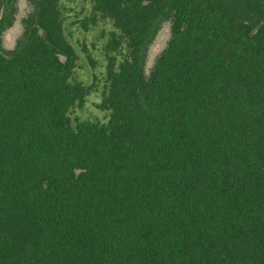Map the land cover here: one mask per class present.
Returning <instances> with one entry per match:
<instances>
[{
	"label": "trees",
	"instance_id": "1",
	"mask_svg": "<svg viewBox=\"0 0 264 264\" xmlns=\"http://www.w3.org/2000/svg\"><path fill=\"white\" fill-rule=\"evenodd\" d=\"M16 1L0 0V264H264V0H91L127 53L108 55L107 122L76 127L90 87L70 82L58 0H26L6 49Z\"/></svg>",
	"mask_w": 264,
	"mask_h": 264
},
{
	"label": "rangeland",
	"instance_id": "2",
	"mask_svg": "<svg viewBox=\"0 0 264 264\" xmlns=\"http://www.w3.org/2000/svg\"><path fill=\"white\" fill-rule=\"evenodd\" d=\"M17 12L12 25L1 36L3 48L12 49L22 33L21 19L29 12L26 0L16 1ZM62 17L63 33L77 55L76 64L70 78L72 83L89 86V92L81 105L73 106L68 116L72 127L82 122L106 123L109 111L99 106L107 91L106 65L108 55L118 63L126 56L125 41L113 27L112 22L94 10L91 0H58ZM120 40L114 51L107 52L106 46L112 37ZM170 39V22L161 24L154 39L149 44L144 63L146 75L153 67L156 57L166 47Z\"/></svg>",
	"mask_w": 264,
	"mask_h": 264
}]
</instances>
